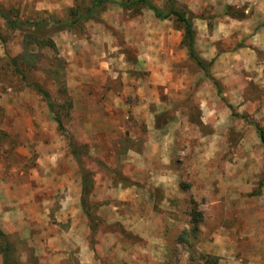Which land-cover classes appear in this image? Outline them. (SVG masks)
Wrapping results in <instances>:
<instances>
[{"label": "rangeland", "instance_id": "1", "mask_svg": "<svg viewBox=\"0 0 264 264\" xmlns=\"http://www.w3.org/2000/svg\"><path fill=\"white\" fill-rule=\"evenodd\" d=\"M152 2L190 13L195 53L213 59L209 73L218 88L188 57L174 16L161 20L146 6L125 10L112 3L97 18L68 27L51 17L64 21L69 7L89 0H0V10L21 21L13 26L0 17V264L4 241L11 247L9 264H90L85 260L92 256L97 262L91 264H108L116 252L126 255L133 243H145L149 232L128 223L134 205L118 194L131 187L128 160L151 123L194 130L196 148L204 141L228 145L214 157L200 149L196 158L205 156L208 178L213 166L216 180L229 177L230 199L213 198L222 190L215 180L208 208H201L206 199L188 205L187 215L176 216L175 230L166 228L168 243L194 246L192 264H264V147L255 127H264V0ZM226 6L235 17L225 14ZM37 36L54 46H38ZM84 85L95 104L85 103ZM37 87L50 94L64 132ZM219 104L230 113L225 141L212 140L216 126L207 119L208 108ZM179 155L173 154L175 162ZM80 166L91 187L86 204ZM239 181L246 190L235 193ZM147 218L157 223L164 215L141 217ZM216 236L222 249L212 244ZM173 251L169 264L177 259Z\"/></svg>", "mask_w": 264, "mask_h": 264}, {"label": "crops", "instance_id": "2", "mask_svg": "<svg viewBox=\"0 0 264 264\" xmlns=\"http://www.w3.org/2000/svg\"><path fill=\"white\" fill-rule=\"evenodd\" d=\"M221 67H222V59H220ZM218 64L212 66V73L218 76ZM82 70L78 71L81 72ZM71 71L68 73L69 78L71 79ZM80 77L81 82L88 83V79H84ZM94 77V76H93ZM149 79L145 83L146 88L149 86ZM157 84H160V81L152 80ZM86 85H84L83 90L79 88L80 94L85 99V103L87 105L96 103L95 97L90 94ZM145 94V90H143ZM229 103L231 101H228ZM214 105V104H213ZM217 110H215V106L209 107L207 110L208 120H212L214 126H216V131L212 130L213 133L210 134L212 140L214 137L222 136L223 141H225V131L229 129L226 127L230 121V117L226 107L219 104L217 106ZM88 111L89 108L84 109ZM216 120V122H214ZM222 125L223 134L220 133V126ZM226 124V125H225ZM145 137L143 139L142 145L140 144V148H138V143L134 146L136 148L133 149L132 155L128 160L132 166V171L130 172V181L131 187L126 190H121L119 192V196L125 200H127V205H134L133 212L128 211L127 216L132 217L133 221L128 222L134 229L137 231L139 229L136 226H143V228L147 229L149 232L148 235H145V243H133V250L129 254L119 255V252H116L114 256L108 257V264H169L171 263V258L168 256V252L170 249L174 250L173 255H177L176 261L174 264H192L193 261L190 260V255L193 254L191 249H194V246L186 249V247H181L183 242L175 243L178 246L177 248L170 243H168L165 231L168 226H172V230H175V226L179 223V220L176 216L187 215V209L190 208L188 205H191L194 200H203L206 199L208 203L201 204V208H208L209 202L212 200L211 191L215 189V166L211 168L212 177L208 178V170H207V160L205 156H203L202 161H197L196 151L202 149L206 151L209 149L212 153V157L215 155H220L224 150H227L228 145L223 144V148L221 145H209L208 142L202 143L201 146H194V130L184 131H175L168 127H162L158 125H150L146 126ZM209 136V135H208ZM208 139V138H207ZM219 139V138H218ZM221 140V142H222ZM180 154L179 156H183L182 159H177L178 161H174L173 154ZM207 156V155H206ZM199 157V156H198ZM223 168H226L227 161L223 162ZM199 174L200 177L194 178L195 171ZM219 173V171H218ZM222 175V174H219ZM218 181L221 185L220 193L213 198H217L221 200L222 198L230 199V191L229 187L232 183L228 181L229 177H219ZM196 180V181H194ZM202 183V190L198 192V185ZM245 183V182H244ZM198 184V185H197ZM141 185V186H140ZM140 186V188L138 187ZM237 189L235 193L240 192L241 189L245 191V186L241 187L240 181L236 184ZM116 194V193H110ZM119 197V198H120ZM158 200V204H157ZM156 202V203H155ZM141 203H143L145 211L143 214ZM161 207L164 214H159L156 208ZM147 215H157L163 216V219H159L157 223L151 222V219L145 221L141 219L142 216ZM183 225V224H182ZM181 225V226H182ZM154 232V235L151 233ZM147 236V237H146ZM220 238L216 236L214 238V246L217 244L216 248L222 249V246L219 242ZM176 246V247H177ZM117 248H119V243H117ZM183 249V251L181 250ZM119 250V249H118ZM190 256V257H189ZM93 261L97 262V258L89 257V259L85 261ZM90 263V264H91ZM85 264V262H84ZM87 264V263H86Z\"/></svg>", "mask_w": 264, "mask_h": 264}, {"label": "trees", "instance_id": "3", "mask_svg": "<svg viewBox=\"0 0 264 264\" xmlns=\"http://www.w3.org/2000/svg\"><path fill=\"white\" fill-rule=\"evenodd\" d=\"M118 4L120 7H122L125 10L131 9L134 6H146L147 8H149L154 15L161 19L164 20L170 16H174L175 20L181 24L182 26V30H183V34H182V44L185 46L186 50H187V54L188 57L190 59H192L195 64L198 66V68H200L204 75L206 77H211L210 73H209V67L211 66L213 59L206 61L202 58H200L194 50V28H193V24L191 21V17H190V13L186 10L183 9H178V8H174L171 7L168 11H164L159 9L153 2L152 0H129V1H124V0H89V4L86 6H82V5H78V3L74 4L73 6L68 8V15H67V19L62 21V20H58L54 17H51L54 21H56L57 25H61V26H74L76 24H78L81 20H90V19H95L98 16V11L101 10V8H104L106 5L108 4ZM225 14L235 17L236 16V10H234L231 6H226L225 8ZM0 17H2L3 19H5L9 24L11 25H20L21 21H15L13 20L11 17L8 16V14L6 13V11L4 10H0ZM43 21V20H42ZM42 23V22H41ZM36 39L33 40V43L37 44L38 46H49V47H53L54 43L52 41V39H50L49 37H40L37 36L35 37ZM40 38V39H38ZM213 80V78H212ZM213 83L216 85V87L218 88V83L217 81L213 80ZM36 90L42 95V97L46 100V103L50 109V111L52 112L53 116H54V120L56 122L57 125V129L61 132H64V127H63V123H62V119L59 116V114L57 113V110L55 109V105L53 104L50 94L37 87ZM219 90V89H218ZM255 127L258 130V136L260 139V142L262 143L263 147H264V127H260L258 124L255 125ZM69 146L71 147V151L72 154L74 155V157L76 158V161L78 162V164H81V159L78 155V151L76 149V147L73 145V142L71 140H69ZM81 168V174H82V190H81V202L82 204H86V198L89 195V192L91 190V187L89 184V182H87L86 179V173L85 171H83V168L80 166ZM191 213L192 215L194 214V218L195 216H200V213L195 211V209H191ZM193 218V216H192ZM197 220L193 222V227L192 229H196L197 226ZM0 236L3 237V232L0 229ZM3 248H4V253H3V264H9L10 259H11V247L10 244L7 243L6 241H4L3 244Z\"/></svg>", "mask_w": 264, "mask_h": 264}]
</instances>
